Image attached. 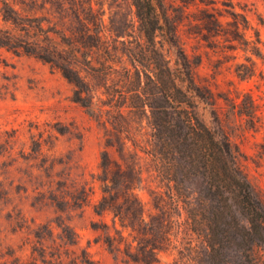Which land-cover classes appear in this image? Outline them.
Here are the masks:
<instances>
[{
	"label": "rangeland",
	"instance_id": "rangeland-1",
	"mask_svg": "<svg viewBox=\"0 0 264 264\" xmlns=\"http://www.w3.org/2000/svg\"><path fill=\"white\" fill-rule=\"evenodd\" d=\"M164 1L179 21L186 53L199 58L196 80L209 88L215 100L214 106L199 103L201 119L211 128L219 127L239 149L245 171L264 199V0ZM38 2L42 8L37 14L55 21L60 29L76 24L74 11L80 9L79 0ZM91 3L95 8L103 7L108 28L125 27L136 43L139 32L130 0ZM234 13L247 20V27L237 32L232 23ZM212 14L221 26L212 21ZM255 31L259 33V55L251 50ZM112 47L117 51L113 65L121 71L129 63L125 45L118 42ZM164 52L173 59L166 45ZM94 56L112 63L109 53L99 51ZM94 65L99 67L100 63ZM78 69L84 74L93 71L82 60ZM250 71L252 75L246 78L238 74ZM111 79L110 90L120 102V73ZM103 83L100 77L92 80L98 94ZM72 91V84L50 63L0 47V264H86L81 262L85 258L93 259V264H142L115 257L101 240L95 241L100 230L90 227L91 221L112 223L110 213L98 216L92 205L101 196L97 175L102 151L106 149L121 163L134 162L127 156L123 161L116 145L106 146L107 137L114 141L116 136L125 135L137 145L126 143L141 172L136 194L145 219L156 227L164 219L172 222L169 240L156 254L159 263L207 264L203 237L190 228L183 207L167 197L165 181L157 176L150 157L142 150L147 147L149 133L146 120L129 119L128 132L105 113L102 120L108 121L99 123L72 100ZM246 94L258 105L253 123L239 112L242 103L247 105ZM99 97L106 99L104 94L95 96L98 105ZM198 186V181L189 185L191 191ZM57 223L71 227L78 238L76 245L61 240Z\"/></svg>",
	"mask_w": 264,
	"mask_h": 264
},
{
	"label": "trees",
	"instance_id": "trees-1",
	"mask_svg": "<svg viewBox=\"0 0 264 264\" xmlns=\"http://www.w3.org/2000/svg\"><path fill=\"white\" fill-rule=\"evenodd\" d=\"M79 1L80 9L74 11L76 24L63 30L55 21L37 14L42 8L38 0H0V47L56 67L73 86L72 100L99 123L108 121L102 120L105 113L128 132L129 119H145L149 133L147 147L142 150L150 157L157 176L165 181L167 197L183 207L190 228L203 237L207 264H264V199L249 179L239 149L219 127L211 128L200 117L199 103L214 106L215 100L209 88L195 78L199 58L186 53L178 19L171 16L164 0H130L139 32L133 43L125 27L108 28L103 7H93L91 0ZM211 17L222 25L214 14ZM233 17L235 32L247 27L243 14L234 13ZM255 32L251 50L259 55V33ZM122 37L127 39L120 40ZM112 42L125 45L129 63L121 71L113 65L117 51ZM165 45L172 60L164 52ZM99 51L111 54L112 63L98 61L94 54ZM81 60L93 71L82 73L78 69ZM118 72L120 102L115 101L108 84ZM238 74L246 78L252 71ZM99 77L104 80L100 94L106 97H99L100 105L94 102L100 94L92 85V80ZM246 97L247 105L242 103L239 112L253 123L258 105L248 94ZM127 136H116L114 141L107 137L106 146L116 145L123 161L127 156L134 162L121 163L104 149L97 175L101 196L92 210L98 216L110 213L112 223L91 221L90 227L100 230L95 241L101 240L115 257L160 264L156 254L169 240L172 222L164 219L156 227L145 219L136 194L141 172L126 143L137 145ZM195 181L200 186L191 191L189 185ZM57 226L64 243H78L69 225ZM81 262L93 264L94 260L85 258Z\"/></svg>",
	"mask_w": 264,
	"mask_h": 264
}]
</instances>
